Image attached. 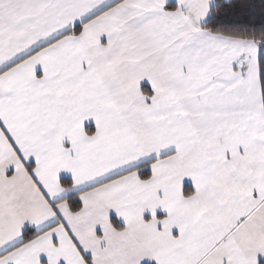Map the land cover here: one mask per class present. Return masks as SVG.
I'll list each match as a JSON object with an SVG mask.
<instances>
[{
    "label": "snow or ice",
    "instance_id": "snow-or-ice-1",
    "mask_svg": "<svg viewBox=\"0 0 264 264\" xmlns=\"http://www.w3.org/2000/svg\"><path fill=\"white\" fill-rule=\"evenodd\" d=\"M0 264H264V0H0Z\"/></svg>",
    "mask_w": 264,
    "mask_h": 264
}]
</instances>
